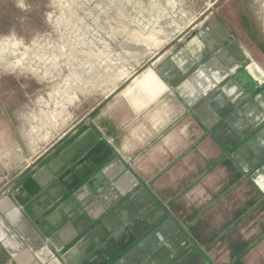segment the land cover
I'll use <instances>...</instances> for the list:
<instances>
[{"label": "crops", "instance_id": "obj_1", "mask_svg": "<svg viewBox=\"0 0 264 264\" xmlns=\"http://www.w3.org/2000/svg\"><path fill=\"white\" fill-rule=\"evenodd\" d=\"M225 24L74 123L44 101L22 115L0 264H264V58Z\"/></svg>", "mask_w": 264, "mask_h": 264}, {"label": "rangeland", "instance_id": "obj_2", "mask_svg": "<svg viewBox=\"0 0 264 264\" xmlns=\"http://www.w3.org/2000/svg\"><path fill=\"white\" fill-rule=\"evenodd\" d=\"M216 1L0 0V192L24 168L14 132L33 105L44 101L58 118L66 110L74 123L217 19L264 58V0Z\"/></svg>", "mask_w": 264, "mask_h": 264}, {"label": "water", "instance_id": "obj_3", "mask_svg": "<svg viewBox=\"0 0 264 264\" xmlns=\"http://www.w3.org/2000/svg\"><path fill=\"white\" fill-rule=\"evenodd\" d=\"M224 1H225V0H217V1L215 2V4L213 5V8L216 7V6H218L219 4L223 3ZM190 29H191V27H189V28L186 30L185 33L187 34V33L189 32ZM20 178H21V175L15 177V178L12 179L10 182H8V183L4 186V188L1 190V192H0V196H1L2 194L6 193V192L10 189V187H11L13 184H15Z\"/></svg>", "mask_w": 264, "mask_h": 264}]
</instances>
